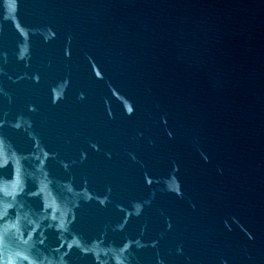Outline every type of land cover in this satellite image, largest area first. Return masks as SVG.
I'll return each instance as SVG.
<instances>
[{
  "label": "water",
  "instance_id": "water-1",
  "mask_svg": "<svg viewBox=\"0 0 264 264\" xmlns=\"http://www.w3.org/2000/svg\"><path fill=\"white\" fill-rule=\"evenodd\" d=\"M0 264H264V0H0Z\"/></svg>",
  "mask_w": 264,
  "mask_h": 264
}]
</instances>
